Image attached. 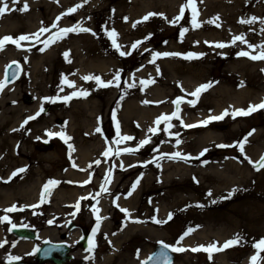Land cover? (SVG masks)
Listing matches in <instances>:
<instances>
[{"label":"rangeland","instance_id":"obj_1","mask_svg":"<svg viewBox=\"0 0 264 264\" xmlns=\"http://www.w3.org/2000/svg\"><path fill=\"white\" fill-rule=\"evenodd\" d=\"M132 1L134 3L129 7H126L125 3H119L120 0L114 1L118 15L117 26L130 28L124 37L121 36L118 39L121 43H124L123 40L125 41L121 50L131 54L120 56L118 52L114 54L113 58L116 66L123 71L128 84L135 86L124 90L115 86L111 91L105 92L101 96V102L99 101L101 104L98 113L100 119L88 127L83 126L76 131V127L70 125L71 113L68 111L71 109L64 108L65 101H45L43 98L48 97L49 88L43 86L36 89L32 88L34 76L30 72L32 71L31 63L28 62V58L25 59V56L22 58L19 56L26 71L22 75L24 77L21 76L17 81V87L6 96V100L10 99V103H7L10 108L18 107L21 109L15 113V117H17L15 122L21 125L26 117L33 116L40 110L41 106L43 109L46 108V111L41 112L39 116L24 126L25 131L29 134L33 133L32 136L34 137L33 142L30 143L28 154L15 157L13 161L8 163L10 165L8 168L7 164L0 162V171L4 173L6 169V175L12 168L13 170L19 169V167L25 168V171L20 173L21 175L10 185H6V181H4L10 172L2 178V183H0V216L6 214L4 209L16 204L18 210L7 213L10 216H15L11 219L12 224L44 229L43 236L57 239L63 231L62 225H65L76 214L73 206L82 197L83 192L89 191L93 194L99 192L100 186L97 181L101 177L102 169L108 171L115 164L121 165V163L125 167L137 160L149 161L157 153L171 154V152L178 151L184 158L165 156L164 159H161L159 166L153 162L148 163L149 166L144 167L145 173L139 176L141 177L139 183L131 191V195L127 194L137 179L134 182H130V180L141 168L129 174L126 173L125 178L118 181L114 188L116 190L109 196L108 201L111 202L114 196L121 198V202L119 199L116 201L119 208L113 202L109 204L108 219L99 238L102 243L101 254L110 252L113 255L114 253L116 257L114 264H120L122 261L123 264H140L141 262L138 261L140 258H134L133 255L150 250V246H148L149 248H141V242L146 240L149 245L160 241L176 244L183 232L192 227L195 232L200 230V236L208 234V237H199L192 243L187 242L188 240L181 241L179 247L187 250L180 256V260H183L184 264H250V257L256 254L253 243L264 237V171L263 169L256 171L245 159V154L253 161L259 160L261 155H264V152H260L264 148V108H257L249 115L236 116L235 118L231 113L236 109L247 110L249 105H257L259 101H264V60H252L245 56H237L236 53L242 50L255 54L252 49L248 48L247 44L240 41L224 48L215 47V42L228 43L233 36L239 34H244L245 39L250 44L260 45L264 42V31H262L264 28H261L262 24L259 20L252 24L234 21L236 20L235 16L240 14L245 19L252 16L264 19V0H196L197 20L201 25L198 28L192 26L190 8L185 10L184 17L178 23H170L179 14L180 7L186 3V0ZM7 2L9 6L11 0H7ZM52 4L55 5L53 2ZM129 11L132 12V16L125 21L124 17L130 16ZM147 13H163L164 15H153L146 21L142 20V17ZM217 15L219 19L216 22H208L214 20ZM136 21L140 22L133 27V23ZM95 24L100 26L102 23ZM182 28L188 29L183 37L180 36ZM146 36L149 38L144 43L135 50L131 49L130 46L136 38H145ZM101 45L102 51L108 52L110 44L103 43ZM145 49H149V51L146 52ZM256 51L259 49L257 48ZM152 52H202L205 55L193 59H185L183 56L158 57L154 63H150ZM138 57L140 58L139 61L137 60ZM10 62L11 60L6 63L3 80ZM157 66L159 72H157ZM142 79H151L154 82L141 85ZM208 82H211V87L202 91L198 97L188 95L197 86ZM225 87L232 88L234 91H245V100L230 102L227 107L216 109L214 102L220 98L221 90ZM121 95H123V99H121ZM130 95L137 100L139 99L136 105L142 106L146 114L152 115V120H148L145 128L144 125L140 124V115L144 112L136 115L131 114L132 116L129 118L125 116L124 108L130 101ZM110 96L113 99L117 97L111 101V103H117L116 106L109 105L108 97ZM178 96L184 98V102L180 105V118L184 124H190L193 127H184L179 120L171 121L174 127L170 129V132L179 133L181 140V143L176 145V136L164 132L162 130L164 128L163 123L160 125V130L154 135L149 133L148 129L154 126L157 116L171 114L175 110L173 101ZM189 100H195V104H189L187 102ZM228 100L234 101L235 99L232 100V98L227 97L225 101L228 102ZM93 108H89L88 104L85 105L88 113H91ZM226 109L229 111V115L224 116L223 119L208 121L207 124L202 123V121L207 120L209 115L219 116ZM114 110H116L115 120L113 119ZM117 122L122 135H130L135 139L124 141L119 145L113 144V141L117 139ZM95 124L97 128L101 129L96 136L94 132L87 130ZM45 128L53 132L63 131L71 137V140L68 141L74 148L71 158H69L68 143H65L59 136H48ZM207 132L216 135V138H212V144L207 146L204 142H197ZM249 132L252 133L250 136L248 135ZM146 136L151 137L148 146H142L135 152H122L118 156H111L108 162L101 161L98 165L94 163L100 157V152L105 146L102 145L103 142H106L108 147L111 146L114 151L116 148L125 146L134 148ZM244 137H247V140L244 144V153H241L235 147V143ZM44 139L52 141L51 149L41 150L37 147V144ZM81 141L86 142V148L90 151L88 160L81 164L83 167L81 169L84 174H91V187L80 189L78 193L73 189L65 191L62 188L53 194L52 203H49L48 198L44 197V204L46 203L44 207L40 205L35 208L26 207L37 201L36 193L31 189L36 182L42 181L45 184L49 179L64 181L63 178H68L78 181L82 178L83 174H80V169L74 170V172H79L78 176H74V173H68L66 169L71 164L80 163L83 157L80 150ZM96 141H100V146L95 152ZM219 145H232V147H219ZM157 148L158 151L154 150ZM204 149L208 151L200 156L199 154ZM229 163H232L233 166H230ZM90 165L91 167H89ZM157 169L159 170L156 171ZM169 170H174V172ZM119 173L116 172L115 174ZM143 183L144 186L140 194L131 201L130 199ZM62 185L66 186L65 183ZM37 186L38 184L35 189ZM161 186L162 190L159 188ZM124 188H127L126 194L124 190L121 192ZM233 189L236 191L229 197V193ZM17 190L19 195L16 194ZM209 191L211 195L208 194ZM5 192L14 193V198L2 197ZM6 193L4 195L9 196ZM167 196H171L169 200H166L168 203L164 200L165 202L163 201L159 206L158 202L160 201L158 199L162 201ZM173 200L174 203L172 204L171 201ZM69 202H73V204L69 205ZM91 203V197L80 199V212L76 224L84 231H87L95 223ZM124 204L130 209L131 217L133 215L140 216L139 222L127 220L129 217L120 211V208H124ZM164 205L166 207L162 209ZM21 206H24L23 210H19ZM73 213L75 214L72 215ZM169 213L173 214L171 220L167 219ZM153 216L167 222L157 224L151 219ZM236 220L238 223L234 225L233 222ZM49 221H53V227H47ZM212 221L214 222L212 223ZM211 223L212 225L209 227ZM130 225L136 226L131 227L130 232L132 233L124 237V230ZM2 226L4 233L0 237V241L6 240L7 243L0 247V264L7 261L10 254L8 253L9 250H12L10 255L17 256L14 255L16 250L13 249L17 238L8 230L11 224L3 222ZM81 229L77 228V230L68 233L71 237L78 238ZM151 229L154 230L153 234ZM237 233L240 234V242L234 246L223 248L224 252L221 254L226 253L224 256L215 258L220 254H215L212 257L203 250L192 251L193 248L198 247L199 243V245L207 246L210 243L219 242L218 246H220L225 239H232ZM131 236L133 239L128 240V237ZM208 238L214 239L207 240ZM119 243L121 246L118 245ZM189 244L192 245L187 246ZM108 249L111 250L108 251ZM76 256V260L77 258L80 260L83 255L77 254ZM260 256L262 257L260 264H264V252H261ZM24 258L32 260V258ZM77 263L74 261L72 264Z\"/></svg>","mask_w":264,"mask_h":264},{"label":"bare ground","instance_id":"obj_2","mask_svg":"<svg viewBox=\"0 0 264 264\" xmlns=\"http://www.w3.org/2000/svg\"><path fill=\"white\" fill-rule=\"evenodd\" d=\"M114 1L115 0H86V2L85 0H27V3L29 5V8L27 11H24V12L9 11L6 14H4L2 17L0 15V37H3L5 35H11L15 38L21 34H31V33L37 32L42 27L41 22H43V26H50L53 23V21H55L56 17L59 16L61 13L66 12L68 8L73 7L77 4H82V6L77 8L76 11L73 12L72 14L63 16L62 19L59 21V27H69V26L75 25L77 22H81L82 27L91 29L90 32L68 33L67 36L56 41L43 52L39 50L41 47H43V45L39 43L22 41L21 42L22 46L18 48L16 45L12 44L11 42H6L3 47V50H0V80H3L6 63L9 60H12L16 58L17 56H18L17 57L18 59H20V57L22 58L25 56V58H28V62L31 63V67H32V71L30 72L34 76L33 77L34 85H32L33 89L40 88L41 86L47 89L49 88L48 97H54L57 95L62 97L65 95H69L71 92L79 90L81 88H83L89 93L87 96L73 97L71 100L65 102L64 108L67 107L68 109H71V111H68L71 113V117H70L71 127H76L75 130L77 131L79 128H82L83 126L88 127L93 122L94 123L98 122L100 119V114L98 113L100 110L99 108L101 107V104H100L101 96L105 94V92L111 91L115 87V85L108 86V87H101V86H97L94 80L85 81L82 79V77L86 75H96V76H100L102 80L107 82L113 79L114 74L117 71H120L121 81H120V87L118 88L122 90L128 88L127 87L128 82L124 78L123 71L118 66H116L115 64L116 62L114 61V58H113L114 54H117L118 51L112 47L111 40L105 33V28L109 30L112 28H115L119 34L118 36V39H119L121 36L124 37V34L130 31V28H125L124 26H121V28H119V26H117L118 15L116 13L117 11L115 10L116 8L114 5ZM52 2L55 3V5H53ZM23 3H24V0H20V2L16 5V7H22ZM119 3H125L124 5L126 7H129L133 5L134 1L120 0ZM9 8H12V3L11 4L9 3ZM129 15L130 16L127 17V20H129L132 16L131 11H129ZM235 18L236 20L234 21L238 23L239 20L244 17H241V14H240V15H236ZM94 23H102V24L98 26L96 24L94 25ZM261 28H264V25H262ZM93 33H95V35H93ZM47 35L48 33L44 34V36H47ZM41 38L43 39L44 37H41ZM137 40H142L143 43L145 42V39L143 37H140V38L138 37L136 38L135 41ZM123 42L125 43L124 40ZM30 43L33 46H31L29 50ZM103 43L110 44V48L108 49V52L102 51L101 44ZM118 43L121 45L124 44V43L119 42V40H118ZM65 51L69 52V56L67 59L63 55ZM137 60L139 61L140 58L138 57ZM239 66L241 67V65ZM25 71L23 75L25 74ZM62 75L67 76L68 79L74 81L76 87L69 88L66 85H64L62 86L63 91H60L59 86H61L60 82H61ZM17 83L18 82L14 84L6 85L4 89L0 91V109H1L0 110L1 111L0 112V159L2 160L4 164H7V165L10 161H13L15 157L22 156L23 154H28L30 143H32L34 140V137L32 136L33 133L29 134L28 132L25 131L24 127L21 128L20 124H18V122H15V118H17L15 117V113L16 111H19V110L21 111V109L18 107L10 108L7 105V103H10V99L8 98V100H6V96L9 94L10 91L14 90L17 87L18 85ZM244 93L245 91L243 90H240L239 92V91H234L232 88L225 87L223 90H221L220 98L214 102V104H216L215 105L216 109L227 107L228 104H230V102L244 101L245 100ZM126 97L128 99V96ZM227 97H230L232 98V100L234 99L235 100L234 101L228 100L227 102L225 101ZM84 98H86V100H84ZM108 99L110 100L109 105L116 106L117 103L115 102L111 103V101L114 100L111 96L108 97ZM138 100L136 98H133L132 95H130V101L129 103L125 105V108H124V111L126 113L125 116L129 118L132 115H136L141 112H144V114L140 115V119H141L140 124L144 125V128H145V126L148 123V120H152V115L150 113L146 114L145 113L146 111L143 110L144 108L142 106L136 105ZM56 101H61V100H56ZM87 104L89 108L94 107L91 113H88L87 110L85 109V105ZM173 121L176 122L178 120L174 118ZM95 127H96V124L95 126L88 128L87 130L89 132H94V135L96 136L97 127L96 128ZM215 136L216 135H214L213 133L207 132L206 135L201 137L199 140H197V142L199 143L204 142L208 146V144H212L211 143L212 138H216ZM185 143H183V145H185ZM149 144L150 143L144 146H148ZM86 145L87 144L85 141H81L80 150H81V156H83L81 159V164L82 163L84 164L87 162L88 157H89L88 154H90V151L87 150ZM102 145H105V146L101 150L100 157L97 158V160H99L100 162L101 161L108 162L110 161L111 156L114 157V154L107 156V157L102 155L105 152V150L109 148L106 142H103ZM99 146H100V141H96L95 152L97 149H99ZM130 148H133V147L131 146ZM260 152L261 153L264 152V148ZM160 155L161 153H157L156 155L152 156L149 161H141V160H137L136 162L134 161L133 163H130V165L125 166L123 168H121L120 165H116V164L113 166L111 178H110L111 183L107 185L108 191L105 193H102L99 196H96V198L94 199L96 203L98 201L97 205H94V206L98 207L101 210L102 219L107 218L109 204L112 203L114 200H116V197L114 196L112 197V199L110 198L111 202L108 201V198L112 194V192L116 190L114 188L116 184L118 183V181L123 180L126 176V173L129 174L130 172L141 168V170L137 174L134 175V178L130 180V182H134L141 174L145 173V171L143 170H145L144 167L149 166L148 163L152 162L155 159L156 161L155 163L159 164L161 159H164V158H160ZM229 165L233 166L232 163H229ZM8 167H10V165H8L7 168ZM238 168L241 169L240 167ZM5 170H4V174H6ZM158 170L159 169H157L156 171ZM169 171L174 172V170H169ZM71 172L74 173L73 171H70L69 173ZM106 172L107 170L102 169V172L100 175L101 177L97 181L99 186L103 183ZM116 172H120V173L115 174ZM75 174H77L78 176V173H75ZM87 177H88L87 174H83L82 178L79 180L85 179ZM41 183L42 181H39V182H36L35 185H32L31 189L34 190V193H36V195H38ZM144 183L134 193L133 197L130 199L131 201L136 199L137 195L140 194L142 187L144 186ZM37 184L38 186L35 189V186ZM91 184H92V181L89 184H86L83 187V189L89 188ZM60 188L61 187H59L58 191L60 190ZM159 188L160 190L163 189L162 186ZM64 190L67 191V189H64ZM73 190L76 193H78L79 191V189H73ZM123 190H124V193L125 192L127 193V188L122 189L121 192ZM155 190H157L156 187H155ZM17 193L18 192H16V194ZM83 193H85L84 194L85 197L89 195V191H85ZM7 195H9L8 198H11L14 196L13 193H10ZM170 198L171 196H167L162 201L161 199H158L160 201L158 202L159 206L163 203L164 200L166 201V200H169ZM119 201L121 202V198H119ZM166 202L168 203V201ZM171 202L173 204L174 200ZM123 206L124 208L129 209L128 207H126L125 204ZM165 207L166 206L164 205L162 209H165ZM92 208L93 206L91 207V211H92ZM139 218H140L139 215H133L132 220L139 221L140 220ZM213 222L214 221H212V223ZM212 223L209 225V227L212 225ZM233 223L235 225L238 223V221L236 220ZM135 226L136 225H130L129 228L127 227V229L124 230V233H123L124 237H127L130 233H132L130 232V228L135 227ZM194 226L197 227L196 225ZM210 230L212 231V229ZM150 231L152 234L154 233L153 229H151ZM3 233H4L3 226L0 224V237L2 236ZM199 233H200V230H198L197 232L194 231L186 239L188 240L189 243H192L193 241L197 240V238L199 237L200 238L208 237V234H204L200 236ZM219 234L220 236H222L220 232ZM132 239H133V236L128 237V240H132ZM212 239L214 238H208L207 240H212ZM21 244H18L17 246H15L14 251L15 250L21 251L22 248L26 249L28 242L24 244L21 243ZM29 244L32 245V241H30ZM119 245L121 244L119 243ZM140 246H141V243H140ZM224 254H220L217 257L224 256Z\"/></svg>","mask_w":264,"mask_h":264},{"label":"snow or ice","instance_id":"obj_3","mask_svg":"<svg viewBox=\"0 0 264 264\" xmlns=\"http://www.w3.org/2000/svg\"><path fill=\"white\" fill-rule=\"evenodd\" d=\"M20 2V0H11L12 3V8H9L8 6V2L7 0H0V15L6 14L9 11H27L29 8V5L27 3V0H24L23 6L17 8L16 5ZM86 2V0H85ZM82 4H77L73 7H70L66 10V12L61 13L59 16L56 17L55 21H53V23L50 26H43V22L42 23V27L35 33H31V34H21L18 37H13L11 35H5L3 37H0V50H3V47L5 45L6 42H11L12 44L16 45L18 48H20L21 42L22 41H28V42H35V43H39L42 44L43 47H41L39 50L41 52L45 51L48 47H50L53 43H55L56 41L64 38L65 36H67L68 33H73V32H90L91 29L88 28H84L81 26V22H77L75 25L73 26H69V27H59V21L62 19L63 16L65 15H70L73 12L76 11L77 8L81 7ZM187 8H190L192 11V18H191V23L192 26L194 28H198L200 27V22H198L197 20V7H196V0H186V3L181 5L180 10H179V14L177 16H175L173 18L172 21H170V23L175 24L178 23L185 14V10ZM153 15H161L163 16V13H147L144 17H142V20H147L150 16ZM166 18V17H165ZM125 21L127 20V17H124ZM219 17L217 15V17L214 20H209V23H214L216 22V20H218ZM257 20L260 21V23L262 25H264V19L262 18H258L255 16H252L248 19H244L241 18L239 20V23H245V24H252L254 22H256ZM140 21H136L133 23V27H135L136 23H139ZM217 26H219V24H217ZM187 28H182L180 30V36L183 37L185 32L187 31ZM262 31H264V29H262ZM45 33H48L47 36H44ZM105 33L106 35L109 37V39L111 40V44L112 47L115 48L118 52L120 56H126V55H130V52H125L122 51V45H120L118 43V32L116 31L115 28L112 29H107L105 28ZM93 35H95V33H93ZM41 37H44L43 39ZM149 37H145L144 39H148ZM237 41H240L244 44H247L249 49H252L255 54H253V52L250 51H240L237 52L236 55L237 56H245L248 57L252 60H264V42H262L260 45H254V44H250L248 43V41L245 39V35L244 34H239V35H235L233 36L232 40L228 43L225 42H215V47L217 48H224L226 46H229V44H235ZM143 43L142 40H137L135 42H133L131 44V49L135 50L137 49L141 44ZM198 43V42H197ZM209 43V42H206ZM31 46H33L31 43L29 44V50L31 48ZM257 48L259 49V51H256ZM145 51H149V49H145ZM65 58L67 59L69 56V52L65 51L64 54ZM152 59L149 61L150 63H154L155 60L158 57H166V56H183L185 59H193V58H200L202 56L205 55V53H197V52H187V53H179V52H152ZM27 59V58H25ZM13 65L17 66V70H18V62L13 61L11 62V64H9L7 67L11 68ZM157 72H159V68L157 66ZM13 77L15 76V73H12ZM134 76V74H133ZM83 80L85 81H89V80H94L97 84V86H101V87H108V86H112L115 85L116 87H120V81H121V75H120V71H117L114 74V77L112 80H109L107 82H105L104 80L101 79L100 76H96V75H86L84 77H82ZM9 82L8 80V76L6 74L4 80H0V91H2L4 89V87L6 86V83ZM154 81H152L151 79L149 80H141L140 84L141 85H146L148 83H152ZM60 91H63V87L64 85H66L69 88H75V82L68 79L67 76L62 75L61 77V82H60ZM134 84H128L127 87H134ZM211 87V82L205 83V84H201L199 86H197L195 88L194 91H192L191 93H188V95L192 96V97H198L199 94L206 90L207 88ZM183 90V89H182ZM89 93L84 90L83 88L73 91L71 92L69 95H65V96H54V97H44L43 99L45 101H51V102H55L56 100H63L65 102L71 100L73 97H81V96H87ZM121 99H123V95H121ZM184 102V98L181 96L176 97V99L173 101V104L175 105V110L171 113V114H161L159 116L156 117L155 121H154V126L150 127L148 129V132L151 134H156L157 131L160 130V125L163 123L164 128L162 129L164 132H168L170 135H174L176 136V145H179L181 143V140L179 139V133H171L170 129L172 127H174L171 124V121L175 118L177 120L180 121L181 125L184 127H193V125L190 124H184L183 120L180 118V105L181 103ZM189 104H195V100H189L187 101ZM257 108H264V102H262L261 104L258 105H249L248 109H236L234 112L231 113V115L233 116V118H235L236 116H243V115H249L251 114L252 111L256 110ZM43 106H41L40 110L37 111L33 116H28L25 118V120L22 122V124L20 125L21 128H23L26 124H28V122L30 120L35 119L37 116H39L41 114V112H43ZM229 115V111L226 109L221 115L219 116H213V115H209L207 120L202 121L203 124H207L208 121H212V120H220L223 119L224 116ZM116 118V113L115 111H113V119L115 120ZM15 131V129H14ZM97 132L101 131V129L98 127L96 129ZM46 134L50 137L52 136H59L62 140H64L65 143H68L69 140H71V137L67 136L65 132L61 131V132H53V131H48L46 130ZM252 133L249 132L248 135L250 136ZM116 136L117 139L115 141H113V144L115 145H119L124 141H132L135 138L133 136L130 135H122L121 131H120V127H119V123L117 122V126H116ZM247 140V137H244V139L237 141L235 143V147H237L239 149V151L241 153H244V144ZM151 142V137L150 136H146V138L140 140L135 148H130V147H123V148H116L115 151H113V148L110 146L108 149L105 150V152L102 154L105 157L110 156V155H120L122 152L125 153H131V152H135L137 151L140 147L148 144ZM219 147H232V145H219ZM68 149H69V158H71V153L72 151H74L73 145L68 143ZM156 151H158L157 149H154ZM207 149H204L203 151H201V153L199 154L200 156H203L205 152H207ZM165 156H168L169 158H184L183 155L179 152H174L171 154L168 153H161L160 158H164ZM245 159L248 161L249 164L252 165V167L256 170V171H260L261 169H264V155H261V157L259 158V160L257 161H253L251 160L250 157H247L245 154ZM153 163H155V159L152 161ZM94 163H96L97 165L100 163L99 160L95 161ZM76 165L73 164V167H75ZM121 168H123V164L121 163ZM157 166H159L157 164ZM91 167V165L89 166ZM25 171V168H19L14 170L11 175L9 176V180L12 179V177H15L18 173H22ZM111 173H112V169L109 168L108 171L105 173L104 176V180L103 183L100 185V191L97 192L95 194V196H92V194H89L90 196H92L93 199L96 198V196L101 195L102 193H105L108 191V187L107 185L110 183V178H111ZM142 175V174H141ZM141 177H138L137 180L132 184L131 189L129 190L127 195H131V191L135 189L136 185L139 183V179ZM91 181V174H89V179L85 180L82 182V184H87ZM60 183V181L55 180V179H49L44 185H43V189L41 192V203L44 202V197H46L47 195H49V190L50 187L56 186ZM236 191V189H233L232 192L229 193V197L234 194V192ZM209 195H211V192L209 191L208 193ZM87 197H81L80 199H86ZM80 199L77 200V202L75 203V205L73 206L77 211L79 210L80 207ZM119 197L116 198V200H118ZM116 200L113 201V203L116 204V206L119 208V204L116 203ZM98 203V201H97ZM202 206V205H199ZM24 206H21L19 208V210H23ZM30 207H37V205H32ZM17 205L16 204H12L10 205L8 208L4 209L3 211L6 213L3 216H0V223L3 222H8L11 224V227L8 229L9 231H12L13 228L16 227L15 224L11 223V219L10 217L7 215V213L10 212H14L17 211ZM92 211L95 215V227H93L92 229V236L88 237V243H89V252L92 251V249L94 248V240L93 237L95 236L96 232L98 231L99 227H100V223L102 220V217L99 215L100 209L98 207L93 206ZM120 211L125 213L126 217H131V213L129 209L126 208H120ZM158 212V209H157ZM75 213H73L72 215H74ZM173 217L172 213L168 214V220H171ZM151 219L157 223H166L167 221H162L156 218V216L151 217ZM139 222V221H136ZM48 223H53V221H49ZM199 227V226H197ZM192 231H194V229L192 227H189L186 231L183 232V234L177 239L176 241V245H169V244H165L163 241H160L159 243L162 245V249H171L172 251H176V252H181V251H185V249L183 247H179L178 245H180L181 241L188 236ZM241 240L240 234L237 233L235 234L234 238L229 239L227 241L224 242L222 247H218L219 242H213L208 244L207 246L205 245H199L197 248H193L192 251H197V250H203L209 253V256H211L212 251H220L223 250V248H227L230 246H234L236 244H238ZM7 243V241H0V247H3L4 244ZM14 246V244H13ZM253 248L256 250V254L252 255L250 257V264H260V260L262 259V257L260 256L261 252H264V237L260 238L258 241H255L253 243ZM139 254V252L137 253ZM160 256L163 257V264H171V260L168 257L167 253L162 251L160 253ZM20 257H16V256H12V255H8L7 260L9 262V264H11L12 261H16L19 260ZM149 259H153V257H149ZM141 264H144V262H141Z\"/></svg>","mask_w":264,"mask_h":264},{"label":"water","instance_id":"obj_4","mask_svg":"<svg viewBox=\"0 0 264 264\" xmlns=\"http://www.w3.org/2000/svg\"><path fill=\"white\" fill-rule=\"evenodd\" d=\"M43 146V148L44 147H51V145L50 144H48V145H42ZM15 232L16 233H18V235H24L23 233H24V230L23 229H16L15 230ZM33 234H31V236H32ZM84 243H85V241H84ZM44 248H49V246H46V247H44ZM159 248L161 249L162 248V246H159ZM161 250H163V249H161ZM164 252H166V250H164ZM167 253V255H168V257L170 258V260H172V254L169 252V251H167L166 252ZM160 256V253H154L151 257H153V259H151V260H154L155 258H157V257H159Z\"/></svg>","mask_w":264,"mask_h":264}]
</instances>
